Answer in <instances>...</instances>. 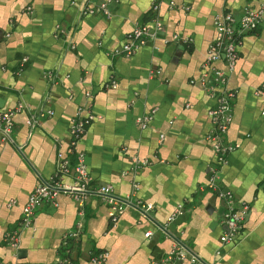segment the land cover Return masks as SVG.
I'll return each mask as SVG.
<instances>
[{
    "label": "crops",
    "instance_id": "1",
    "mask_svg": "<svg viewBox=\"0 0 264 264\" xmlns=\"http://www.w3.org/2000/svg\"><path fill=\"white\" fill-rule=\"evenodd\" d=\"M100 2L107 13L83 11ZM246 5L262 6V19L242 35L228 70L235 95L225 135L239 145L226 153L217 182L248 208L235 239L222 243V199L207 185L215 162L209 115L215 98L201 75L209 65L214 15L230 10L238 17ZM154 16L162 22L157 34L128 55L111 53L135 23L152 24ZM214 65L227 70L222 60ZM263 87L264 0H0V111L24 105L12 117L11 140L0 139V260L163 264L159 258L177 242L207 264H264ZM78 105L94 115L78 142L90 186L110 184L115 194L127 195L126 206L111 223L97 193L87 195L81 215L60 193L55 205L35 209L30 226L19 227L21 206L35 183L71 181L57 174L55 153H67L64 141ZM38 108L52 113L28 126V110ZM146 113L150 118L141 126L138 119ZM132 157L147 162L132 168ZM140 202L152 207L142 212ZM177 203L185 212L163 230ZM77 220L79 232L63 242ZM14 229L15 248L5 240ZM100 250L105 258L91 262Z\"/></svg>",
    "mask_w": 264,
    "mask_h": 264
},
{
    "label": "built area",
    "instance_id": "2",
    "mask_svg": "<svg viewBox=\"0 0 264 264\" xmlns=\"http://www.w3.org/2000/svg\"><path fill=\"white\" fill-rule=\"evenodd\" d=\"M152 7L155 8V4H152ZM96 9L101 10V12H108L104 2H100L97 7L85 6L83 11L93 12ZM262 9V6L254 7L246 5L238 17L230 10H222L214 15V36L207 47L206 63L209 65L201 75V82L206 85L211 95L215 98V104L209 109V115L214 128L210 139L215 152V162L210 168L207 185L214 189L216 194L222 199L223 210L221 216L223 224L225 225L219 236V240L222 243L235 239L241 228L243 214L248 208L246 202L237 204L231 190L220 187L217 182L220 168L226 161V153L239 145L237 142L229 141L225 135L232 119V98L235 95L234 90L230 89L227 85L228 70L233 68L238 58V45L240 44L242 35L257 28L261 22ZM161 28L162 22L158 16H154L152 24L147 22L135 23L125 33L123 40L112 48L111 53L128 55L148 37L157 34ZM217 60H222L227 70L215 66L214 62ZM111 85L113 86L114 84L111 83ZM259 91L264 94V87ZM86 94L88 95V92ZM22 108H24V105L18 102L13 107L0 111L1 140H11L12 117L15 112ZM51 113L52 110L49 108L29 109L25 122L28 126H33L42 117ZM261 113L264 114V105ZM93 117L94 115L89 111L87 106L78 105L75 108L68 125V135L64 141L65 148L67 149L66 152H70L72 157L67 155L65 151H62V149H58L55 153V169L57 174H68L71 176V181L66 183L62 182L58 177H51L48 180H41L35 183L21 206L18 220L19 227L30 226L35 209L44 202L55 205L56 197L60 193L67 195L75 202L78 215L82 214V205L87 195L90 192L97 193L106 205L107 217L111 223L115 222L119 213L126 206L127 195L121 196L115 194L110 184L104 183L94 187L90 186L91 176L86 167L84 153L78 148V142ZM149 118L150 113H146L138 119V122L141 126H144ZM146 162V158L132 157V168L145 164ZM132 187H135V183H132ZM151 207V202H140L139 206H137L142 212L147 211ZM184 212L185 205L183 203H177L166 215L160 227L165 230L166 225L170 221L176 216L182 215ZM80 227L81 221L77 220L74 229L63 233V242L69 237H74L79 232ZM148 233V231H145L144 235H148ZM17 236L18 229H14L6 233L5 240L10 246L15 248L18 243ZM216 253L219 254L220 251L217 249ZM105 256L106 253L100 250L92 253L89 256V260L91 262H101ZM159 261L163 264H207L197 253L189 251L182 243L177 242H175L163 257L159 258ZM155 262L153 259L150 261V264H155ZM0 264L26 263L19 261L8 263L0 260ZM53 264H73V261L69 257L56 258Z\"/></svg>",
    "mask_w": 264,
    "mask_h": 264
},
{
    "label": "water",
    "instance_id": "3",
    "mask_svg": "<svg viewBox=\"0 0 264 264\" xmlns=\"http://www.w3.org/2000/svg\"><path fill=\"white\" fill-rule=\"evenodd\" d=\"M212 197H213V198H211V201H210V202H213V200H214V198H215L216 196H215V195H213ZM222 210H223V206H221V207H220V209H219V211H218V212H219V213H221V212H222ZM208 211H209V212H211L212 210H211V211H210V210H208Z\"/></svg>",
    "mask_w": 264,
    "mask_h": 264
},
{
    "label": "trees",
    "instance_id": "4",
    "mask_svg": "<svg viewBox=\"0 0 264 264\" xmlns=\"http://www.w3.org/2000/svg\"><path fill=\"white\" fill-rule=\"evenodd\" d=\"M66 244H63V246H61V249H64V248H66V246H65Z\"/></svg>",
    "mask_w": 264,
    "mask_h": 264
}]
</instances>
